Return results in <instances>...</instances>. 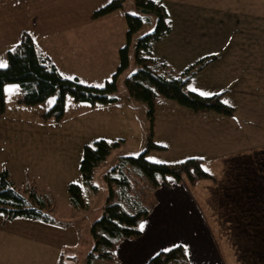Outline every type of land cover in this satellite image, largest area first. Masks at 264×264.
Listing matches in <instances>:
<instances>
[{
	"label": "rangeland",
	"instance_id": "obj_1",
	"mask_svg": "<svg viewBox=\"0 0 264 264\" xmlns=\"http://www.w3.org/2000/svg\"><path fill=\"white\" fill-rule=\"evenodd\" d=\"M109 1L62 0L59 3L54 0L46 20L51 22V29L57 31L38 38L37 42L64 78L94 87H102L106 81L114 80L115 89L109 95L115 100L90 103L75 100L66 93L62 115L56 118L43 115L54 104L56 92L34 105L18 103L19 87L16 83H10L15 89L11 87L5 93L4 110L0 113V168L8 171L16 189L24 194L33 189L43 198L44 210L52 221L20 216L7 219L0 213V239H3L0 264H57L60 255L66 263L74 257L75 264H85L84 256L93 244L90 227L101 215L108 194L104 174L123 156H136L142 151H145L146 160L163 162L151 159L165 156L176 139L171 125L164 127L161 109L183 105L161 96L154 100L150 115L147 103L131 97L125 83L137 69V41L155 29L158 14L154 10L141 9L135 0H122L121 7L91 17L94 10ZM152 1L164 9V20L171 28L170 34L164 33L151 43L150 55L157 63L164 64L162 70L157 68L158 71L174 77L192 71L196 62L191 53L196 58L200 55L195 49H187H191L192 43L195 47L199 40L197 22L183 18L177 7L179 4L175 6L174 0ZM188 1L198 0H181V3ZM211 2L209 0L204 5L210 6ZM125 13L141 19L140 26L129 40L126 39ZM64 17L77 19L82 24L78 28L66 25L59 29L67 22ZM70 29L71 33L67 31ZM75 29L79 32L72 34ZM58 30L62 31L59 35ZM126 43L127 65L117 71V51ZM205 79L208 75L196 72L186 89L200 94L213 93L211 91L215 88L203 84ZM98 139L106 140L111 147L87 183L79 170L83 146H93ZM159 139L167 141L169 148L151 147L150 143L157 145ZM124 172L132 184L133 194L146 205L150 200L145 187L149 179L130 166H126ZM70 183L79 185L82 202L78 205L69 200ZM129 247L132 253L124 256ZM161 248L163 245L156 247L142 243L136 246V242H125L119 247L120 255L124 256L119 264H143L144 260H138L141 254L145 257L157 249H166Z\"/></svg>",
	"mask_w": 264,
	"mask_h": 264
},
{
	"label": "crops",
	"instance_id": "obj_2",
	"mask_svg": "<svg viewBox=\"0 0 264 264\" xmlns=\"http://www.w3.org/2000/svg\"><path fill=\"white\" fill-rule=\"evenodd\" d=\"M53 2L0 0V62L6 64L7 51L22 32L48 57L37 40L57 31L46 20ZM207 2H173L184 7L177 6L183 18L198 24L199 40L187 50L195 49L200 56L191 53L196 65L187 83L196 72L208 75L203 84L215 88L210 95L219 93L231 113L196 112L186 106L161 109L164 127L171 125L176 139L165 156L151 160L200 158L211 178L186 184L166 177L155 187L149 182V212L140 222L141 234L120 241L115 264L132 253L131 244L124 256L119 252L131 241L136 246L163 245L161 249L181 244L190 264H264V0H212V5H204ZM79 24L70 18L59 29ZM170 31L169 26L167 34ZM11 87L15 89L4 85V97ZM160 140L157 149L169 148ZM0 243L3 247V239ZM154 254H141L138 260L145 264Z\"/></svg>",
	"mask_w": 264,
	"mask_h": 264
},
{
	"label": "trees",
	"instance_id": "obj_3",
	"mask_svg": "<svg viewBox=\"0 0 264 264\" xmlns=\"http://www.w3.org/2000/svg\"><path fill=\"white\" fill-rule=\"evenodd\" d=\"M136 5L144 10H154L158 14L155 29L142 37L136 44L137 69L127 77L125 83L131 97L145 101L151 115L153 102L159 97H167L193 111H216L230 114L232 108L220 100V94L203 96L186 89L192 72L184 71L174 77L158 71L162 65L151 54L152 41L167 33L169 25L164 20V9L152 0H135ZM122 5V0H110L94 10L92 18L105 15ZM126 39L140 26L137 15L125 13ZM127 43L118 49L117 71L127 65ZM6 66L0 67V113L4 110L3 87L16 83L19 87L18 103L34 105L56 92V99L44 117L59 118L63 111V97L71 94L75 100L108 102L115 100L109 93L115 89L114 80H109L102 87L80 84L75 79L62 77L49 58L36 46L33 38L22 32L19 41L7 51ZM187 69V68H186ZM190 70V69H189ZM116 144V143H115ZM114 144V145H115ZM151 147H158L150 143ZM111 145L103 139L94 141L93 146L84 145L79 163V170L85 182L90 183L94 168L106 157ZM145 151L136 156H123L120 162L105 174L108 194L101 215L90 227L93 244L84 256L85 264H111L116 262L115 249L123 239L140 236V222L147 216L149 208L140 202L132 192V184L124 172L126 166L136 168L143 173L155 187L166 177L178 182L192 184L199 179L211 178L202 167L200 158L192 157L176 163L152 162L144 158ZM69 200L73 205L80 204V188L76 183L68 185ZM45 201L33 189L26 194L14 187L8 171L0 168V213L7 219L17 216L52 221L44 210ZM57 264H75V258L64 262L62 255ZM145 264H190L181 244L174 245L152 255Z\"/></svg>",
	"mask_w": 264,
	"mask_h": 264
},
{
	"label": "snow or ice",
	"instance_id": "obj_4",
	"mask_svg": "<svg viewBox=\"0 0 264 264\" xmlns=\"http://www.w3.org/2000/svg\"><path fill=\"white\" fill-rule=\"evenodd\" d=\"M6 66L4 63L0 62V67ZM202 95H210V93H201ZM227 103V101H225Z\"/></svg>",
	"mask_w": 264,
	"mask_h": 264
}]
</instances>
